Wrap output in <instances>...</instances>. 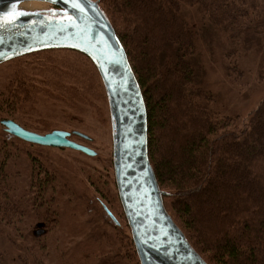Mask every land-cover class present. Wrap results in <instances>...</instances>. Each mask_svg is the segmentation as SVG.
<instances>
[{"label": "trees", "instance_id": "1", "mask_svg": "<svg viewBox=\"0 0 264 264\" xmlns=\"http://www.w3.org/2000/svg\"><path fill=\"white\" fill-rule=\"evenodd\" d=\"M99 3L142 89L149 159L167 192V211L209 264H264V97L246 117L221 114L203 78L199 47L204 32L207 38L219 33L228 47L229 80L242 92L249 83L240 57L244 47L264 54V0ZM4 64L14 66L0 76V110L12 119L33 111L41 96L77 109L91 105L90 97L108 103L97 66L79 51H36ZM261 67L262 81L264 60ZM92 108L97 116L102 112ZM3 137L0 264L9 263L8 245L24 251L21 264H141L125 214L121 222L111 203L122 206L112 155L90 171L71 157L58 162L37 150L22 157L14 147L19 137L7 131ZM88 156L100 162L97 154ZM79 174L92 195L74 185ZM95 219L107 228L99 229ZM37 226L45 232L37 235Z\"/></svg>", "mask_w": 264, "mask_h": 264}, {"label": "water", "instance_id": "2", "mask_svg": "<svg viewBox=\"0 0 264 264\" xmlns=\"http://www.w3.org/2000/svg\"><path fill=\"white\" fill-rule=\"evenodd\" d=\"M47 2L61 13L4 15L6 7L19 3ZM100 0H81L83 13L64 0H0V64L36 51L71 49L87 55L104 82L113 128V165L116 186L141 264H209L193 247L164 204L148 152V116L141 86L126 50ZM73 17V24L61 19ZM13 19V23H8ZM63 28L64 31H60ZM75 45V46H73ZM103 69V70H102ZM111 85V86H109ZM5 129L28 142L72 148L94 156L96 151L71 136L90 139L80 131H30L6 119ZM106 208V207H105ZM109 215L117 221L108 208ZM44 229L36 231L43 234Z\"/></svg>", "mask_w": 264, "mask_h": 264}, {"label": "rangeland", "instance_id": "3", "mask_svg": "<svg viewBox=\"0 0 264 264\" xmlns=\"http://www.w3.org/2000/svg\"><path fill=\"white\" fill-rule=\"evenodd\" d=\"M196 25H198V27L203 26V24H199L197 21ZM209 34L207 38L206 32H204V38L203 40L201 39L202 41L199 47L203 61L201 67L204 72V81L207 87L212 89L216 97V104L214 107L223 115H240L241 117H246L258 107L261 99L264 97V80L261 81L258 77L263 70L261 67L262 61L264 60L263 50L257 46L251 45L244 47V51L240 57L242 58L241 60L244 68L248 69V71L245 70L248 75L247 81H249V83L245 85L242 92H239L236 88H233L228 77L226 64L227 45L224 43L219 33L210 32ZM240 52L242 51L240 50ZM13 66V64H4L3 67H0V76L3 71H8V69H12ZM89 100L92 102L91 105H81L80 108L77 109L76 106L70 107L62 101L55 99L48 100L46 97L41 96L35 102L33 111L30 108L27 113H19L15 119L10 118V116H7V114L0 110V141L4 139L3 133L7 131L5 125L2 123V121L6 119H11L27 130L40 134H45L54 130H66L70 132L80 131L88 135L90 139L80 138L74 134L71 136V139L84 145L87 144L88 147L94 149L100 162H97L83 152H79L75 149L72 150V148H59L38 144L32 145L31 142L21 138H19L20 141H18L14 147L20 151L19 155H22V157H24V155H26L25 152L29 150H37V153L49 155V157L55 161H58V158L71 157L72 160L85 163L90 171L91 167H101L104 160L110 159L111 155L113 157V128L110 118V107L107 101L103 103L94 100L92 97H90ZM95 105L97 107L100 106L102 109V112L98 116L94 108H92ZM82 110L87 113L81 112ZM83 140L87 141L84 142ZM19 170L21 171V168ZM60 170L71 175V172H68V170L62 168V166H60ZM76 178H78V180L73 183L79 192L83 193L86 191L92 195V189L89 188L82 174H79ZM111 203H113L116 211H118L119 219L122 222L123 219L120 213L122 214L123 212V215L125 214L124 209H122L123 206L120 208L118 205L117 207L116 201ZM96 206L98 209L103 208L97 201ZM94 221H96V225L99 226V229L102 230L107 228V223L105 221H99L97 219ZM40 226H37L36 229H43V226ZM127 226L129 227V225ZM19 244L25 245V242L19 240ZM7 247L10 248L11 251L8 257V264H21L19 257L23 256L24 251L19 247L13 248V245H8ZM4 248V246L0 245V255L3 253Z\"/></svg>", "mask_w": 264, "mask_h": 264}, {"label": "bare ground", "instance_id": "4", "mask_svg": "<svg viewBox=\"0 0 264 264\" xmlns=\"http://www.w3.org/2000/svg\"><path fill=\"white\" fill-rule=\"evenodd\" d=\"M21 12L23 14H31V13L58 14L61 13L62 11L47 2L32 1V2H25V3H19L12 6H8L4 9L3 14L10 16H19L18 13Z\"/></svg>", "mask_w": 264, "mask_h": 264}, {"label": "snow or ice", "instance_id": "5", "mask_svg": "<svg viewBox=\"0 0 264 264\" xmlns=\"http://www.w3.org/2000/svg\"><path fill=\"white\" fill-rule=\"evenodd\" d=\"M53 3H55V0H52ZM64 2L66 4L70 3L71 7L78 10L79 12L83 13L85 11V7L84 5L81 3V0H64ZM23 13H18V15H22ZM53 15H55V13H53ZM61 19L63 20H67L69 25L73 24V17L69 16V15H65L64 17H62ZM8 23H13L14 20L13 19H9L7 21ZM5 24V21L3 19H0V27H3ZM60 31H64L63 28L60 29ZM0 43H3V40L0 39ZM75 46V45H73ZM0 55H2V53H0ZM103 70V69H102ZM111 86V85H109Z\"/></svg>", "mask_w": 264, "mask_h": 264}]
</instances>
